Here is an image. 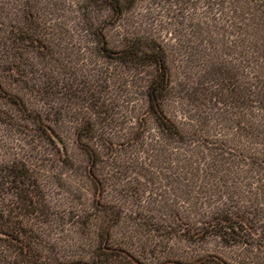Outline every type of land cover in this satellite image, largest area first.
<instances>
[{"label":"trees","instance_id":"obj_1","mask_svg":"<svg viewBox=\"0 0 264 264\" xmlns=\"http://www.w3.org/2000/svg\"><path fill=\"white\" fill-rule=\"evenodd\" d=\"M168 1L191 37L176 29L179 90L151 28L110 40L136 0H83L71 19L109 68L148 69L146 114L179 145L165 175L104 167L152 139L148 120L123 134L127 97L79 54L67 1L0 0V264H264V0ZM180 95L191 130L166 110ZM66 133L86 156L88 206L61 209L42 173L47 151L70 164Z\"/></svg>","mask_w":264,"mask_h":264},{"label":"rangeland","instance_id":"obj_2","mask_svg":"<svg viewBox=\"0 0 264 264\" xmlns=\"http://www.w3.org/2000/svg\"><path fill=\"white\" fill-rule=\"evenodd\" d=\"M66 1V9L61 11V13L65 15L62 21L71 28L76 29L77 34L74 36V40L80 43L82 48L79 54H86L89 59L88 64L90 63L89 69H95V74H100L101 77L108 80L110 83L116 84V88L119 86V88L116 89V95L120 94L121 96L125 95V97H127L128 102L122 103L124 105L123 111L128 121L123 126L125 129L123 134L139 128L138 121L129 122L131 121V117L145 113L146 119L148 120L147 131H149V136L155 139L154 141L150 139L146 145L142 146L141 140L130 143L120 149L122 152L119 153V161L113 162L112 160L104 167H123L124 172L126 169L125 167H128V171L134 168L129 174L132 173V171H139V173H141V167H150L149 169L155 170L156 173L162 171L166 175L172 167H175V165L173 166L172 164V157L175 153L174 147L179 145L174 142L164 141L157 126L154 125L153 120L146 114L148 104L145 96V81L147 77H149L147 72L148 69L137 67L129 70L124 68H109L107 63L97 57L98 54L96 51L95 53L97 55L94 53L95 46L92 45L91 40L86 37L82 30L85 25L82 23L78 24V21L75 23L71 21V19H74V12L72 11H76L78 9V4L80 6L83 0ZM71 2L76 3V5L71 4ZM69 5H71V7H69ZM176 7L180 8L183 7V5L180 2L168 0H136L135 5L124 14L122 20L116 24V27L112 28V32L110 31V40L116 42V40L120 38L118 34L124 36L127 34V31L141 33V29L147 30V28H151L149 32H154L153 34L156 33L161 41L170 48V70L172 72L174 86L176 90H179L187 80L189 73H187L185 65L181 63V55L178 49V31L176 29L178 28L181 30V28H183L185 32L184 35H189H187L188 31L185 30L186 26L182 27V24L179 23L180 21L175 20L177 15L176 11H179ZM150 17H154V24L151 27L143 25L145 21H151ZM158 22L160 23L159 27L156 25ZM74 49L76 50V48L71 45L64 48L66 52H70ZM119 89H121V92ZM180 97H183V95L170 101L166 110L176 122L184 124L186 129L191 130L192 126H195V123L189 122L186 115H188V117L194 116L195 118L197 110L192 104L186 101V99H181ZM122 119L123 118H121V120ZM184 120H186V123ZM4 134L7 135V133ZM64 140L66 142L68 156L70 157L68 162L70 164L65 165L56 161L58 160V155L54 154L52 151H47L45 158L48 161L47 163L50 164H44V167H41L43 169L42 173L44 179L46 184L48 182L49 189L51 188L52 191L55 189L56 193L52 195V198L61 209L72 205L78 206V204H87L88 206V202L91 198L88 189L91 185L86 178V156L79 147H77L71 133H66ZM188 148L191 151V155L193 153H201L202 150H204L199 147ZM98 150L102 152L100 149ZM48 158H50L51 161H49ZM177 167L179 166L177 165ZM163 168L169 169L164 171ZM134 176L137 178L139 177L138 173L134 174Z\"/></svg>","mask_w":264,"mask_h":264}]
</instances>
